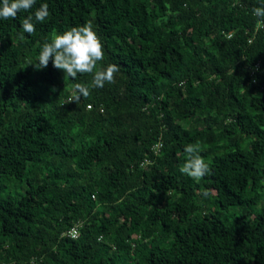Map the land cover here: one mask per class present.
Segmentation results:
<instances>
[{
	"label": "trees",
	"instance_id": "obj_1",
	"mask_svg": "<svg viewBox=\"0 0 264 264\" xmlns=\"http://www.w3.org/2000/svg\"><path fill=\"white\" fill-rule=\"evenodd\" d=\"M257 5L36 0L0 21V264H264ZM80 25L101 40L97 66L118 72L73 100L91 73L29 63ZM188 143L209 165L199 180L179 170Z\"/></svg>",
	"mask_w": 264,
	"mask_h": 264
},
{
	"label": "clouds",
	"instance_id": "obj_2",
	"mask_svg": "<svg viewBox=\"0 0 264 264\" xmlns=\"http://www.w3.org/2000/svg\"><path fill=\"white\" fill-rule=\"evenodd\" d=\"M36 0H0V21L15 18L21 10L27 12L33 8ZM251 15L264 22V0H258V5L251 9ZM48 16L47 4L41 2L32 14L27 15L20 27L27 34L34 31L33 20L39 22ZM104 50L100 38L90 25L73 26L58 32L49 40L43 42L33 63L35 70H41L51 61L52 67L62 70L64 77L75 78L77 74L91 73V83L88 87L76 83L73 100L87 97L89 88L103 87L106 82L111 83L114 73L118 72L116 64L109 63L98 67L103 59ZM183 151L188 155L180 168L182 174L193 180H199L209 172V165L199 155V146L188 143ZM201 195L206 196L207 192Z\"/></svg>",
	"mask_w": 264,
	"mask_h": 264
},
{
	"label": "built area",
	"instance_id": "obj_3",
	"mask_svg": "<svg viewBox=\"0 0 264 264\" xmlns=\"http://www.w3.org/2000/svg\"><path fill=\"white\" fill-rule=\"evenodd\" d=\"M87 107H90L89 105H87ZM159 145H160V143H156V144H154L153 146H152V149H153V152H154V154H156V152L158 151V149H159ZM150 162V159L148 158V157H144V159L142 160V162L140 163V165H145V164H147V163H149ZM74 233V232H73Z\"/></svg>",
	"mask_w": 264,
	"mask_h": 264
}]
</instances>
